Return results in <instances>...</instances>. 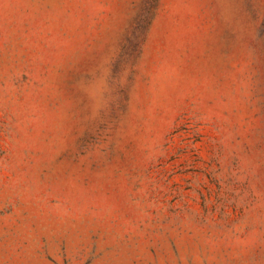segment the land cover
I'll return each mask as SVG.
<instances>
[{"label":"rangeland","instance_id":"obj_1","mask_svg":"<svg viewBox=\"0 0 264 264\" xmlns=\"http://www.w3.org/2000/svg\"><path fill=\"white\" fill-rule=\"evenodd\" d=\"M0 264H264V0H0Z\"/></svg>","mask_w":264,"mask_h":264}]
</instances>
